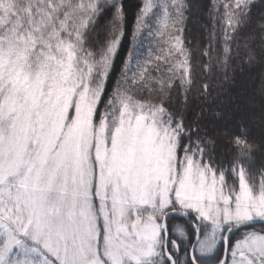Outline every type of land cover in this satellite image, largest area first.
I'll use <instances>...</instances> for the list:
<instances>
[{
    "label": "rangeland",
    "instance_id": "374dc122",
    "mask_svg": "<svg viewBox=\"0 0 264 264\" xmlns=\"http://www.w3.org/2000/svg\"><path fill=\"white\" fill-rule=\"evenodd\" d=\"M252 86L246 80L231 97L223 89L224 100L202 107L199 121L212 124L205 127L216 143L214 164L190 158L176 146L171 125L138 104L124 106L111 135L104 121L96 130L101 91L80 77L71 53L32 67L26 51L0 45V264L26 258L18 248L25 240L47 264H72L81 249L83 264H171L161 221L173 210L201 220L196 257L219 264L222 230L264 217V181L234 180L216 157L237 125L253 130L264 157V98ZM197 226L179 216L168 220L169 250L179 264L190 258ZM232 234L233 264H247L264 225Z\"/></svg>",
    "mask_w": 264,
    "mask_h": 264
},
{
    "label": "trees",
    "instance_id": "16d2710c",
    "mask_svg": "<svg viewBox=\"0 0 264 264\" xmlns=\"http://www.w3.org/2000/svg\"><path fill=\"white\" fill-rule=\"evenodd\" d=\"M198 2L201 14L194 0H0V45L26 51L32 67L71 53L80 77L101 91L96 130L104 121L111 135L124 106L138 104L171 125L190 158L216 164L202 107L246 80L264 98V0ZM252 132L237 125L216 157L225 175L257 184L264 157Z\"/></svg>",
    "mask_w": 264,
    "mask_h": 264
},
{
    "label": "snow or ice",
    "instance_id": "6c2138e0",
    "mask_svg": "<svg viewBox=\"0 0 264 264\" xmlns=\"http://www.w3.org/2000/svg\"><path fill=\"white\" fill-rule=\"evenodd\" d=\"M260 222H264V217L260 218ZM241 226L247 227L248 224H242ZM225 242V245L227 244V241L222 239ZM260 241L262 243L256 244V248L253 252V259L256 261V264H264V234H261ZM220 243V242H219ZM218 243V244H219ZM218 244H214L208 248L209 252H213ZM174 247L179 249V245H174ZM18 248L20 249V252L23 253L24 259H18L15 261H12L11 264H47V260L45 259V255L42 252L34 251L33 248L29 246V243L27 240L21 242L18 245ZM38 256L39 261L37 262L34 258ZM83 249L80 250V258L73 257L72 264H83ZM231 257V253L225 254L219 258V264H233ZM168 259L171 261V264H174L173 256L169 254ZM59 264V262H57ZM186 264H197L196 257L193 255ZM249 264H252L251 261H249Z\"/></svg>",
    "mask_w": 264,
    "mask_h": 264
},
{
    "label": "water",
    "instance_id": "95a60500",
    "mask_svg": "<svg viewBox=\"0 0 264 264\" xmlns=\"http://www.w3.org/2000/svg\"><path fill=\"white\" fill-rule=\"evenodd\" d=\"M180 213L179 212H170V213H168L165 217H164V219H163V221H162V230H164L165 231V233H166V243H167V241H168V231H167V219L170 217V216H173V215H179ZM260 222H252V223H249L248 224V226H253V225H257V224H259ZM241 227H243V226H241ZM236 229H238V228H236ZM227 241V240H226ZM167 245V244H166ZM225 254H228V244H226V249H225ZM194 255V247H193V250H192V252H191V257Z\"/></svg>",
    "mask_w": 264,
    "mask_h": 264
},
{
    "label": "flooded vegetation",
    "instance_id": "af4514ba",
    "mask_svg": "<svg viewBox=\"0 0 264 264\" xmlns=\"http://www.w3.org/2000/svg\"><path fill=\"white\" fill-rule=\"evenodd\" d=\"M190 221H192V220L190 219ZM241 257L244 259L245 258L244 254H242ZM249 261H251L252 264H255V261L253 259H247V260H245L243 262L249 264Z\"/></svg>",
    "mask_w": 264,
    "mask_h": 264
}]
</instances>
